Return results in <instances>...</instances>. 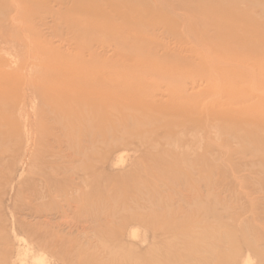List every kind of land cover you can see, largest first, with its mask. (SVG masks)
Wrapping results in <instances>:
<instances>
[{"label": "rangeland", "instance_id": "rangeland-1", "mask_svg": "<svg viewBox=\"0 0 264 264\" xmlns=\"http://www.w3.org/2000/svg\"><path fill=\"white\" fill-rule=\"evenodd\" d=\"M81 1L0 0V264H264V0ZM89 19L108 37L113 35L111 27L122 28L120 37L138 46L131 49L123 43L116 52L113 38L107 46L108 37L103 34L101 41L100 31H88ZM83 41L90 45L85 53L79 52ZM78 53L85 54L83 62L74 59ZM57 57L72 66L91 65L89 76L96 77L90 81L84 73L88 84L101 75H113V87L126 91L125 83L122 89L116 82L128 80L147 114L143 105L139 110L136 103L126 101L121 108L134 109L128 110L135 113L132 117L119 107L106 113L108 107L103 113L107 122L102 116V121L94 120L91 114L94 122L88 116L84 119L89 125L93 122V128L86 121L87 127L77 124L70 109L78 90L70 86L72 79L54 76V68L58 76L69 70ZM239 59L242 64H236ZM211 61L229 73L208 76L206 71L215 69L209 68ZM46 65L54 67L50 76H45ZM152 74L169 80L160 75L163 79L158 81ZM176 75L185 77L180 86ZM41 80L42 86L55 85L57 90L47 86L48 91L40 93ZM153 81L166 85L155 89ZM150 86L158 95L153 96ZM141 89L152 94L156 106L151 108V99L143 100L151 94L143 97ZM52 93L59 98L63 93L64 100ZM42 94L54 96V105L45 104L48 99ZM227 98L234 104L230 100L227 104ZM57 99L70 110L71 117L66 116L70 123L66 111L58 110ZM202 101L219 102L215 114L227 104L236 116L230 111L225 123L217 117L212 120L199 112ZM188 103L190 108L200 105L191 119L183 109ZM51 107L56 108L54 113ZM166 110L169 115L164 116ZM139 114L146 115L147 123ZM113 120L139 134L131 130L128 135L125 124ZM108 129L114 133L111 138ZM154 140L159 141L157 146ZM112 213L115 218L109 219Z\"/></svg>", "mask_w": 264, "mask_h": 264}, {"label": "bare ground", "instance_id": "bare-ground-1", "mask_svg": "<svg viewBox=\"0 0 264 264\" xmlns=\"http://www.w3.org/2000/svg\"><path fill=\"white\" fill-rule=\"evenodd\" d=\"M23 1H24V0H23ZM80 1H81V0H80ZM89 1H91V0H86V2H89ZM78 2H79V1H78ZM83 2H84V1H83ZM83 2L81 1L80 3H82L83 6H84L83 8H85L86 6L84 5ZM99 2H100V1H99ZM119 3H120V2H119ZM19 4H20V3H19ZM78 4H79V3H78ZM116 4H117V3H116ZM95 5H97V4H95ZM113 5H114V4H113ZM115 7H116V6H115ZM18 8H19V7H18ZM81 9H82V8H81ZM93 9H94V8H93ZM138 9H139L138 11H140V10H141V7L138 8ZM20 11H21V10H20ZM96 11H98V9H95V12H96ZM116 11H117V10H116ZM135 11H136V10H135ZM88 12H89V11H88ZM107 13H108V12H107ZM95 14H97V13H95ZM95 14H94V15H95ZM91 16H92V15H91ZM91 16H90V19H92ZM98 16H99V13H98ZM121 16H122V15H121ZM129 16H130V15H129ZM88 17H89V16H88ZM92 17H93V16H92ZM94 17H95V16H94ZM122 17L124 18L123 20L126 22V21H127L126 14H125V16H122ZM106 18H108V17H106ZM90 19H89L88 23L90 22ZM106 20H107V19H106ZM91 22H93V21L91 20ZM94 22H95V21H94ZM103 22H104V20H103ZM108 22H110V21H108ZM67 23H68V22H67ZM95 23H96V22H95ZM95 23H93V24L89 23V24H91V25H89V24L86 25V26H87V29H88L89 32L92 30L91 28H93L94 30L96 29L98 32H99V31L101 32V30L99 29L100 27H98L97 24H96V25H97L98 28H96V26L94 27ZM97 23H99V22L97 21ZM110 23H111V22H110ZM69 25H70V24H69ZM71 26H72V25H71ZM73 26H74V24H73ZM79 26H80V25H79ZM92 26H93V27H92ZM100 26H102V25H100ZM69 27H70V26H69ZM80 28H81V30H83L82 27H80ZM85 28H86V27H85ZM111 28H112V30H113V31H112V32H113V35H112V33L110 32L111 34H110L109 37H110V39H111V38H113V39H111L110 42H111V43H112V41H114V43L116 42L115 45H114V43H113V45L115 46V47H114V46H113V47H114V49H115L116 52H117L118 50H120L121 47H124V46H120V45H122L123 43H124V45L127 46V47H128V45H129V46L131 47V49L134 48L135 46H138V45H136V44H134V43H133L132 45H130V41H125V39H122V37L124 38V36L120 37V36H121V29H122V28H120V27H118V26H116V27H111ZM101 29H102V28H101ZM84 30H85V29H84ZM84 30H83V31H84ZM132 30H133V29H132ZM94 32H95V31H94ZM94 32H93V33H94ZM102 32H104V31H102ZM102 32H101V35H100V34L97 35V33H96V35H97L98 37L101 36V37L103 38V34H104V33L102 34ZM84 33H85V32H84ZM86 33H87V35H88V32H86ZM134 33H135V32H134ZM191 33H193V31H191ZM28 34H29V33H28ZM90 34H92V32L89 33V36H91ZM136 34H137V33H136ZM82 35H83V34H82ZM85 35H86V34H85ZM94 35H95V34H93V36H94ZM96 35H95V36H96ZM108 35H109V34H108ZM108 35H107V34H104V37H105V36L108 37ZM111 35H112V36H111ZM181 35H182V34H181ZM220 35H222V34H220ZM29 36H30V35H29ZM89 36H88V37H89ZM113 36H114V37H113ZM182 36H183V35H182ZM182 36H181V37H182ZM227 36H228V34H227L225 37H227ZM79 37H80V36H79ZM82 37H83V36H82ZM101 37H100V39H101ZM109 37H108V38H105V40L107 39L106 41H107L108 44H109V41H108V40H110ZM229 37H233V35H229ZM134 38H135V37H134ZM0 39H2V38H0ZM100 39H99V41H100ZM90 40H91V39H90ZM102 40H103V39H101V41H102ZM84 41H85V40H84ZM84 41H83L82 44L86 43V42H84ZM91 41H92V40H91ZM101 41H100V43H101ZM103 41H104V40H103ZM6 42H7V41H5V43H6ZM89 42H90V41H89ZM92 42H93V41H92ZM95 42H96V41H95ZM95 42H94V43H95ZM125 42H127V43H125ZM94 43H93V44H94ZM103 43H105V42H102V44H103ZM128 43H129V44H128ZM96 44H98V43H96ZM105 44H106V43H105ZM231 44H232V43H231ZM8 46H9V45H8ZM86 46H87V45H86ZM86 46H85V44L82 45V46H81V44H80V50H79V52L81 51V53H85V52H83V51L86 50V49H88L87 47L90 46V45H88L87 47H86ZM93 46H95V45H93ZM97 46H98V45H97ZM107 46H110V44L107 45ZM49 47H51V46H49ZM100 47H101V45H100ZM104 47H105V46H104ZM110 48H111V47H110ZM125 48H126V47H125ZM128 48H129V47H128ZM81 49H83V50H81ZM103 49H104V48H103ZM103 49H102V50H103ZM123 49H124V48H123ZM123 49H122V50H123ZM135 49H136V48H135ZM241 49H242V48H241ZM97 50H98V47H97ZM102 50H101V51H102ZM124 50H125V49H124ZM242 50H243V49H242ZM107 51H108V50H107ZM129 51L131 52V50H129ZM129 51H128V53H129ZM137 51L139 52V50H137ZM151 51H152V50H151ZM52 52H53V51H52ZM76 52H77V51H76ZM86 52H87V51H86ZM91 52H92V50H91ZM91 52H90V53H91ZM105 52H106V51H105ZM112 52H113V51H112ZM141 52H142V51H141ZM69 53H70V52H69ZM72 53H73V52H72ZM81 53H78V54L80 55V57H79V55L77 54L78 57H76V58L73 57V58H74L75 60H77V58H78L79 60H80L81 58L83 59V56H84L85 54L83 55V54H81ZM90 53H89V54H90ZM108 53H110V52H108ZM114 53H115V52H114ZM118 53H119V52H118ZM134 53L137 54L136 50H135ZM153 53H154V52H153ZM54 54H55V53H54ZM54 54H53V55H54ZM91 54H92V53H91ZM93 54H94V53H93ZM99 54H100V53H99ZM149 54H151L152 56L154 55V54H152V53H149ZM56 55L59 56L60 54H57V53H56ZM56 55H55V56H56ZM72 55H73V54H72ZM82 55H83V56H82ZM114 55H117V54H114ZM118 55H119V54H118ZM130 55H132V54H130ZM133 55H134V54H133ZM142 55H144V54H142ZM55 56H52V58H53V59L56 58ZM70 56H71V55H70ZM89 56H90V55H89ZM93 56H94V55H93ZM98 56H100V55H98ZM104 56H106V55H104ZM112 56H113V55H112ZM63 57H64V56H62V57L60 56V58H63ZM84 57H85V56H84ZM100 57H103V55H101ZM141 57H142V56H141ZM141 57H140V59H143V58H144V57H143V58H141ZM149 57H150V56H149ZM154 57H155V56H154ZM57 58H58V57H57ZM60 58H58L57 61H59V62L62 64V65H61L62 67H66V68H68V69H69L68 71H70L71 68L73 69V67H74V68L77 67L78 70H76L77 68H76L75 70L79 72V71H80V68L82 69V68H83L82 66H84V64H85L84 68L86 67V68H88V69L90 70V66H91V65H90V66H86V63H84L83 65H80V63H79V65L76 64V65H78L79 67H78V66H72V63H70V65H69V63H64V62L62 63V60H61ZM71 58H72V57H71ZM104 58H105V57H104ZM59 59H60V60H59ZM74 59H73V60H74ZM82 59H81V62H83V61L85 60V59H83V61H82ZM86 59H87V58H86ZM99 59L102 60L103 58H99ZM112 59H114V58L112 57ZM116 59H117V58H116ZM147 59H148V58H146V60H147ZM151 59H152V58H151ZM105 60H106V58H105ZM105 60H103V62H104ZM155 60L157 61L156 58H155ZM240 60H241V59H239V61L236 60V61H237L236 64H240V63H241ZM242 60H243V59H242ZM38 61H39V60H38ZM68 61H69V60H68ZM68 61H67V62H68ZM77 61H78V60H77ZM87 61H89V60H87ZM110 61H111V60H110ZM142 61H143V60H142ZM212 61H213V59H212ZM212 61L210 62L212 65H211L210 63H208V64H210V65H209V68H210V66H213V68H211V69H214V68H215V69H214V70H210V72H209V70L206 71V72H208V76L215 75L216 73L225 76L226 73H229V72H227L228 70H226V69H224V68H223V69H222V68H219L218 66H216L217 63H216V64H213ZM50 62L53 64V61H49L48 63H50ZM55 62H56V61H55ZM59 62H58V63H59ZM69 62H74V61H72V59H71V61H69ZM100 62H101V61H100ZM103 62H102V63H103ZM118 62H119V61H118ZM137 62H138V61H137ZM217 62H218V60H217ZM219 62H220V61H219ZM230 62H232V61H230ZM18 63H19V62H18ZM48 63H47V64H48ZM51 63H50V64H51ZM58 63H57V64H58ZM60 63H59V64H60ZM75 63H76V61H75ZM75 63H74V64H75ZM119 63H120V62H119ZM127 63H128V62H127ZM214 63H215V60H214ZM52 64H51V65H52ZM59 64H58L57 66H59ZM89 64H90V63H89ZM107 64H108V63H106L105 66H106ZM114 64H115V61H114ZM137 64H138V63H137ZM233 64H234V63H233ZM241 64H242V63H241ZM43 65H44V64H43ZM48 65H49V64H48ZM53 65H54V64H53ZM93 65H94V64H93ZM93 65H92V66H93ZM115 65H116V64H115ZM115 65H114V66H115ZM139 65H140V62H139ZM218 65H220V63H219ZM225 65H226V64H225ZM243 65H244V64H243ZM243 65H242V67H243ZM19 66H20V65H19ZM80 66H81V67H80ZM107 66H108V65H107ZM112 66H113V65H112ZM118 66H119V64H118ZM215 66H216V67H215ZM220 66H222V65H220ZM231 66H232V65H231ZM44 67H45V65H44ZM59 67H60V66H59ZM59 67H58V70L61 71L62 69L60 70ZM70 67H71V68H70ZM101 67H104V66H101ZM124 67H125V66H124ZM206 67H208L207 64H206ZM223 67H225V66H223ZM226 67H227V65H226ZM237 67H238V68L240 67V68L242 69V67L239 66V65H238ZM10 68H11V67H10ZM16 68H17V67H16ZM46 68H47V69L49 68V69H48V71H49L51 68L53 69L54 67H53V66H52V67H50V66L48 67V66L46 65ZM104 68H105V67H104ZM157 68H158V66H157ZM232 68H233V67H232ZM43 69H44V68H43ZM56 69H57V68H54V69H53V70H55L56 72L53 71V70H51V71H49V72L47 73V71H45V72L47 73V74L45 73V76L48 75V74H49V76H50V72H52V71H53L52 73L55 72V73L57 74L58 72H57ZM88 69H87V70H88ZM64 70H65V69L63 68V71H64ZM73 70H74V69H73ZM87 70H86V71H87ZM89 70H88V71H89ZM65 71L68 72L67 69H66ZM65 71H64V72H65ZM76 71H73V72L71 71V74L68 72V75H66V73H65L66 76H64V77H59V76H61L62 74H64V72L62 73V71H61V73H60L59 76L56 75V74H55V75L53 74V75H54V76H57L58 78H61L60 81H64L65 79H66L67 81H69V78L72 79V84H71L70 86H74V89L76 88V89L78 90V91L76 92V97L73 98V100H74V101L72 102V103L74 104L73 107L71 108L72 105L70 106L69 103H68V105H69L70 107L67 106V110H69V109L71 108V109H70V110H71L70 114H71V116H74V117H72V118H77L76 121H77V122L79 121L77 124H79V123H80V124H85V121H86V120L88 121V119H84V118H87V116H88V118H89V117L91 116V114L93 115L92 117L94 118V120H100V119H101V116L103 117V115H105L106 113L111 112V108H112V111H114L115 109L118 110V107L121 108V105H120V104H121V103H124V105H125L126 101L129 102V103H136V107L139 108V110L141 109L140 107L143 105V106H142L143 110H142V109H141V110H142L145 114H147V110H145L146 108H144V107H146V106H144L145 104H141L142 101H140L139 97H138L135 93L132 92V91L135 89V87H134V89L132 88V89H133V90H132V89H131V85H128V84H129V81H128V80H127L128 83H127L126 80H125L126 82H122V79H121V78H117L118 76L115 77V78H117V79L119 80V81L116 82L117 86H120V87L122 86V87H123L124 84H122V83H125V85H127V87H126V91H125V90H120V89H117V88L115 89V88L113 87V86H114V82H115V81L113 80V77H114L113 75H112L111 78H109L108 75H107V77H105V76L101 75V74L103 73V71H102V73H100V75H101L100 77H97L96 79H95V78H92V79H95V80H94L91 84H88L89 82H88V81H87L88 83L86 82V79H87L86 76L88 77V76L91 74L92 70H90V71H89L90 73L88 72V74H87V72H86V71H83V69H82V70H81V71H83L82 75L80 74L81 71H80L78 74H74V75H73V73H75ZM153 71H154V70H153ZM200 71H202V70H200ZM99 72H100V71H98V73H99ZM104 72H105V71H104ZM107 72H109V71H107ZM43 73H44V72H43ZM43 73H42V74H43ZM76 73H77V72H76ZM84 73H86V76H83ZM98 73H97V74H98ZM152 73H153V72H152ZM183 73H184V72H183ZM189 73H190V72H189ZM189 73H188V74H189ZM199 73H200V72H199ZM97 74H96V75H97ZM103 74H104V73H103ZM155 74H156V73H154V75H155ZM179 74H181V73H179ZM193 74H194V73H193ZM230 74H231V73H230ZM43 75H44V74H43ZM80 75H81V76H80ZM84 75H85V74H84ZM104 75H105V74H104ZM118 75H120V74H118ZM154 75L152 74V76H154ZM156 75H158V73H157ZM160 75H161V74H160ZM160 75H159V76H160ZM200 75H201V74H199V76H200ZM231 75H232V74H231ZM244 75H245V74H244ZM92 76L94 77L95 75L92 74L91 77H92ZM152 76H151V77H152ZM159 76H157V77H159ZM161 76L163 77V75H161ZM177 76H178L179 80H180V78H181L180 82L178 81L177 84H179V83L183 84L184 82H182V78L185 80V77H184V76L182 77V76L176 75V81H177ZM193 76L195 77V75H193ZM201 76H202V75H201ZM42 77H43V76H42ZM47 77H48V76H47ZM57 77H56V78H57ZM91 77H90V76L88 77V78L90 79V81H91ZM95 77H96V76H95ZM121 77H123V76H121ZM126 77H128V76H126ZM142 77H143V76H142ZM154 77H155V76H154ZM157 77H155V78L158 79ZM162 77H161V78H162ZM174 77H175V76H174ZM212 77L215 78L216 76H212ZM229 77H231V76H229ZM50 78H52V75H51ZM56 78H53L52 81H53V80H56ZM64 78H65V79H64ZM139 78H140V77H139ZM146 78H147V77H146ZM152 78H153V77H152ZM161 78L159 77L158 81H160ZM163 78H165V76H164ZM163 78H162V79H163ZM198 78H199V77H198ZM231 78H232V77H231ZM0 79H1V78H0ZM40 79H41V78H40ZM40 79H39V80H40ZM42 79H43V78H42ZM44 79H45V78H44ZM44 79H43V80H44ZM111 79H112V80H111ZM120 79H121V82H120ZM123 79H124V77H123ZM128 79H130V77H128ZM141 79H142V78H141ZM162 79H161V80H162ZM204 79H206V77H205ZM234 79H235V78H234ZM57 80H59V79H57ZM131 80H132V79H130V81H131ZM136 80H137V79H136ZM153 80H154V79H153ZM166 80L168 81L169 79H166V78H165L164 81H166ZM184 80H183V81H184ZM186 80H190V79L187 78ZM226 80H227V79H226ZM41 81H42V80H41ZM41 81H40V82H41ZM44 81H45V80H44ZM44 81H42L41 84L39 83V81H38L37 83L39 84V86H42V84H43ZM60 81H58V83H59ZM67 81H66V82H67ZM133 81L135 82L134 79L132 80V82H133ZM154 81H155V80H154ZM154 81H153V82H154ZM171 81L173 82L174 79L171 80ZM171 81H169V84H171V83H170ZM176 81H174V84L176 83ZM190 81H192V80H190ZM193 81H194V80H193ZM218 81H219V79H218ZM234 81H235V80H234ZM45 82H46V81H45ZM45 82H44V83H45ZM49 82H50V80H49ZM70 82H71V81H70ZM118 82H119L121 85H120ZM144 82H145V81H144ZM156 82H157V81H156ZM156 82H154V83H156ZM187 82H188V81H187ZM46 83H47V82H46ZM50 83H51V82H50ZM58 83H57V84H58ZM64 83H65V82H64ZM64 83H63V84H64ZM130 83H131V82H130ZM136 83H138V81H136ZM161 83H163V85H166V83L163 82V81H161ZM164 83H165V84H164ZM52 84H53V83H51V85H52ZM54 84H56V82H55ZM57 84H56V85H57ZM69 84H70V83H69ZM118 84H119V85H118ZM138 84L140 85V82H139ZM177 84H176V85H177ZM181 84H179V85H177V86H180ZM35 85L38 86L37 84H35ZM35 85L33 86V88L35 87ZM45 85H46V84H44V85L42 86L41 89L39 88V89H40V93L43 92L42 89H44V88L47 89V86L49 87V84H48L46 87H44ZM141 85H142V84H141ZM156 85H157V86H156ZM156 85H155L156 87L153 85V86L155 87V89L158 88V86H159V88H162L161 86H163L162 84H157V83H156ZM171 85H172V84H171ZM191 85H192V84H191ZM193 85L196 86V84H193ZM59 86H60V84H59ZM115 86H116V85H115ZM128 86H129V87H128ZM134 86H137V85H134ZM144 86H145V84H144ZM184 86L186 87V82H185V85H184ZM187 86H188V85H187ZM54 87L56 88L57 86L53 85V86H50L49 88H54ZM61 87H65V86L62 85ZM61 87L58 89V90H59L58 92H60ZM124 87H125V86H124ZM124 87H123L122 89H124ZM137 87L139 88L140 86H137ZM150 87L152 88V86H150ZM166 87H169V88H170V86H168V85H167ZM174 87H175V86H174ZM181 87H182V86H181ZM185 87H184V88H185ZM55 88H54V89H55ZM66 88H68V87L66 86ZM138 88L136 89V91H137V90L140 91V89H138ZM143 88H144V89H145V88L148 89L149 87H147V85H146V86L143 87ZM217 88H218V87H217ZM68 89L72 92V87H71V89H70V88H68ZM127 89H128V90H127ZM144 89H141V90H143V91H141V92H143V93H142V96H143V94H145V92L147 91V89H146V91H144ZM152 89H153V88H152ZM155 89H153L154 91L151 92V93H154L153 96H155V93H156V90H155ZM170 89L172 90V86H171ZM173 89H174V88H173ZM185 89H187V88H185ZM192 89H193V88H192ZM52 90H53V89H52ZM56 90H57V88H56ZM64 90H65V89H64ZM64 90H63V91H64ZM175 90H177V89H175ZM180 90H181V89H180ZM47 91H48V89H47ZM50 91H51V90H50ZM61 91H62V90H61ZM134 91H135V90H134ZM150 91H151V90H150ZM150 91L148 90V92H150ZM252 91H253V90H252ZM44 92H45V91H44ZM44 92H43V93H44ZM51 92H52V91H51ZM53 92H55V91H53ZM160 92H162V91H160ZM172 92L174 93V91H172ZM184 92H185V91H184ZM30 93H31V92H30ZM34 93H35V92H34ZM37 93H39V92L37 91ZM40 93H39L38 95H40ZM47 93H48V92H47ZM151 93H147V92H146V95L148 96V95L151 94ZM163 93H165V92H163ZM173 93H172V94H173ZM177 93H179V92H177ZM188 93H189V92H188ZM200 93H201V92H200ZM254 93H255V92H254ZM1 94H3V85H2V84H0V95H1ZM62 94H63V93H62ZM62 94L60 95V96H61L60 98H63L62 100H64V97H62ZM73 94H74V93L72 92V96H73ZM166 94H168V93H166ZM170 94H171V92H170ZM172 94H171L170 96H172ZM175 94H176V93H175ZM180 94L182 95V93H179V96H180ZM186 94H187V92H186ZM204 94H205V93H204ZM204 94H202V96H204ZM52 95H57V94H56V93H52ZM156 95H158V94L156 93ZM161 95H162V93H161ZM164 95H165V94H164ZM188 95H189V94H188ZM191 95H192V94H191ZM200 95H201V94H200ZM228 95H229V96H232V97H230V99H232L233 96H234V95H230V94H228ZM243 95H244V94H243ZM245 95H246V94H245ZM245 95H244V96H245ZM41 96H42V97H46V96H49V95H46V96H45V95L42 94ZM74 96H75V94H74ZM139 96H140V95H139ZM151 96H152V94H151ZM151 96L148 97L147 100H146V99H143L142 97H140V98H142V99L145 100V101H148V100L151 99V102H152V100H154V97H153V96L151 97ZM159 96H160V94H159ZM173 96H174V95H173ZM183 96L186 97V95H183ZM194 96H195V95H194ZM198 96H199V94H198ZM244 96H242V97L244 98ZM57 97H58V95H57ZM143 97H144V96H143ZM163 97H164V96H163ZM195 97H196V96H195ZM204 97L206 98V96H204ZM34 98L36 99L35 96H34ZM60 98L58 97V99H60ZM122 98H123V99H122ZM155 98H156V97H155ZM157 98H158V96H157ZM178 98H179V97H178ZM191 98H192V97H191ZM198 98H200V97H198ZM201 98H202V97H201ZM205 98H204V99H205ZM43 99H44V98H42V100H43ZM45 99H48V100L45 101ZM45 99H44L45 104H47L46 102H48V103H52L51 106L54 105V104H53L54 102H52L53 99H55L54 96H52V97H50V98H49V97H46ZM49 99H52V100L50 101ZM58 99H57V103H58V105L61 104V105L64 106L63 101L61 100L62 103H59V102H61V101L58 102ZM195 99H196V98H195ZM230 99L227 98V102H228V103L226 102L227 104H229V100H230ZM235 99H236V98H235ZM160 100H161V99H160ZM171 100H172V97H171ZM175 100H176V99H175ZM175 100H174V101H175ZM177 100H178V99H177ZM187 100H189V99L187 98ZM190 100H191V99H190ZM209 100H210V99H209ZM232 100H234V99H232ZM44 101H43V102H44ZM49 101H50V102H49ZM55 101H56V100H55ZM154 101H156V100H154ZM32 102H33V101H32ZM64 102H65V101H64ZM175 102H176V101H175ZM183 102H185V101H183ZM189 102L191 103V101H189ZM230 102L232 103L233 101L230 100ZM33 103H34V102H33ZM66 103H67V100H66V102H65V105H67ZM139 103L141 104L140 106H138ZM155 103H156V102H152V103L149 102V105L151 106V108H153L152 106H156ZM202 103H203V101H202ZM217 103H219V102H217ZM217 103H215V104H217ZM34 104H35V106H36V103H34ZM177 104H179V103L176 102V105H177ZM184 104H185V103H181L180 105H182V107H183ZM199 104L201 105L200 102H199ZM215 104H211V103H203V104L201 105V106H202L201 111H199V110H198V109H199L198 107H200V105L197 107L198 104L195 105V106H193V105H194V104H193V105H192L193 107L190 108V105H191V104L188 103V104H186L187 106L185 105L186 108H183V109H184V112H185V116L188 117L189 119L193 118V115H194L196 112H198V111H199V112H202V111H203V113H208V114H209L208 116L211 117L212 120H215L216 117H217V118H220V121H221L223 118L226 119L227 117H229L230 114H228V113L231 111L230 109H232L230 106H228L227 104H225V105L228 107V109H225V105H224V109H221V108H223V107H221V108H220L221 111H219V112L217 111L218 113L216 112L217 114H215V113H214V112H215L214 110H216V107H215L216 105H215ZM232 104H234V102H233ZM48 105H49V104H48ZM55 105H56V104H55ZM58 105H57V107H58ZM61 105H59L58 110L62 109L63 112L66 111V108H65V107L62 108ZM119 105H120V106H119ZM149 105H148L147 107H150ZM180 105H179V107H181ZM218 105H219V104H218ZM232 106H234V105H232ZM46 107H47V106H46ZM48 107H49V106H48ZM108 107L110 108V111H107V110H106ZM127 107H130V106H127ZM136 107H135V108H136ZM52 108H54V107H51V110H52ZM64 108H65V110H64ZM123 108H124V107H123ZM137 108H136V109H137ZM168 108H170V107H168ZM33 109H34V108H33ZM113 109H114V110H113ZM121 109H122V108H121ZM121 109H119V110H121ZM149 109H150V108H149ZM149 109H148V112L150 113L151 109H150V111H149ZM53 110H56V108H54ZM53 110H52V111H53ZM58 110H57V111H58ZM70 110H69V111H70ZM105 110H106L107 112H106ZM123 110L126 111V112H128V115L131 116V117H132L133 114H135V113H133V114H131V115L129 114V111L134 110V109H132V108H131V110H130V109L125 110V108L122 109V110H121V113H122V114H123V112H124ZM128 110H129V111H128ZM162 110H163V109H162ZM164 110H165V109H164ZM218 110H219V109H218ZM233 110H234V109H233ZM69 111H68V112H69ZM122 111H123V112H122ZM157 111H158V110H157ZM169 111H171V108L169 109ZM34 112H35V111H34ZM68 112L66 111V113L64 114V115H65L64 117H65L66 120L69 121L71 118H68V119L66 118V116H70V114L67 115ZM104 112H106V113L103 114ZM117 112H118V111H116V113H117ZM133 112H135V111H133ZM160 112H161V111H160ZM166 112H167V110H166ZM234 112H235V111H231V113H233V114H234ZM242 112H243V111H242ZM242 112H241V113H242ZM244 112H245V110H244ZM50 113H51V112H50ZM53 113H54V111H53ZM119 113H120V112H118V115H119ZM121 113H120V114H121ZM131 113H132V111H131ZM136 113H137V112H136ZM149 113H148V114H149ZM162 113H163V112H162ZM220 113H221V114H220ZM237 113L239 114L238 111H237ZM114 114H115V113H114ZM125 114H127V113H125ZM166 114H168V112H167V113H164V116H166ZM55 115H57V113H56ZM116 115H117V114H116ZM139 115H141V114H139ZM143 115H144V114H143ZM168 115H169V114H168ZM171 115H172V114H171ZM234 115H235V114H234ZM234 115H232L233 118H234ZM44 116H45V115H44ZM50 116H51V115H50ZM71 116H70V117H71ZM106 116H107V114H106ZM112 116H113V115H112ZM141 116H142V115H141ZM141 116H140V117H141ZM144 116H145V117L142 116V118H143V119L145 118V122L147 123V121H146V118H147V117H146V115H144ZM235 116H236V115H235ZM56 117H57V116H56ZM92 117H90L89 119H91ZM104 117H105V116H104ZM104 117H103V119H106L105 122H107V117H106V118H104ZM115 117H116V116H115ZM115 117H113V119H114ZM122 117H123V115H122ZM122 117H121V118H122ZM126 117H127V116H126ZM126 117H125V121H126V119H127ZM27 118H28V116H27ZM57 118H59V117H57ZM118 118H120V117H118ZM121 118H120V119H121ZM135 118H136V117H135ZM235 118H236V117H235ZM122 119H124V118H122ZM136 119H137V118H136ZM136 119H135V121H136ZM225 119H223V121H222L223 123H225V122L227 121V120H226V121L224 122ZM227 119H228V118H227ZM230 119H231V118H229V121H228L229 123H231V122H230ZM27 120H28V119H27ZM27 120H26V121H27ZM58 120H59V119H58ZM72 120H74V119H72ZM91 120L94 122L93 119H91ZM116 120H117V119H116ZM116 120H113L114 123H115V122L118 123V122L121 121V120H120V121H119V120L116 121ZM130 120H131V119H129V121H130ZM140 120H142V119H140ZM140 120H139V121H140ZM231 120H232V119H231ZM233 120H234V119H233ZM81 121H82V122H81ZM83 121H84V122H83ZM87 121H86L87 126H90V125H91L90 127H92L93 122H91V124L89 125L90 122L87 123ZM89 121H90V120H89ZM101 121H102V119H101ZM101 121H100V122H101ZM108 121H109V120H108ZM127 121H128V120H127ZM132 121H133V120H132ZM143 121H144V120H143ZM206 121H207V120H206ZM209 121H211V120H209ZM215 121H217V119H216ZM2 122H4V121L2 120ZM73 122H74V121H72V123H73ZM100 122H99L98 125H96V126H98L97 129H99V128L101 127V126L99 127V125H101ZM109 122H110V121H109ZM109 122H108V123H109ZM122 122H123V121H122ZM122 122H120V124H123ZM133 122H134V121H133ZM137 122H138V121H137ZM145 122H144L143 124H146ZM148 122H149V120H148ZM211 122L213 123V121H211ZM4 123H5V122H4ZM27 123H28V122H27ZM66 123H67V122L65 121V125H66ZM69 123H70V121H69ZM75 123H76V122H75ZM97 123H98V122H97ZM117 123H115V124H117ZM129 123H130V125H132V122H129ZM134 123H135V122H134ZM134 123H133V124H134ZM212 123H209V124H212ZM223 123H222V124H223ZM59 124H60V123H59ZM86 124H85V126H86ZM111 124H112V123H111ZM111 124H109V125H111ZM124 124H125V126H126V123H124ZM124 124H123V125H124ZM207 124H208V123H207ZM215 124H216V123H215ZM220 124H221V123H220ZM220 124H219V125H220ZM222 124H221V125H222ZM23 125H25V124H23ZM71 125H72V124H71ZM73 125H75V124H73ZM93 125H94V124H93ZM123 125H122V126H123ZM134 125H136V123H135ZM147 125H149V124H147ZM203 125H204V124H203ZM223 125H226V124H223ZM82 126H83V125H82ZM87 126H86V127H87ZM96 126H94V127H96ZM111 126H112V125H111ZM132 126H133V125H132ZM143 126H144V125H143ZM201 126H202V125H201ZM68 127H69V126H68ZM68 127H67V128H68ZM74 127L76 128V127H78V126H74ZM119 127H120V126H119ZM126 127H127V126H126ZM133 127L136 128L135 126H133ZM144 127H146V126H144ZM147 127L149 128V126H147ZM203 127H204V126H203ZM205 127H206V126H205ZM25 128H27V127H25ZM71 128H72V127H71ZM81 128H82V127H81ZM84 128H85V127H84ZM88 128H89V127H88ZM92 128H93V127H92ZM113 128H114V127H113ZM122 128H123V127H121L120 129H122ZM139 128H140V127H139ZM148 128H147V129H148ZM224 128H225V126H224ZM72 129H73V128H72ZM97 129L95 130L96 132H97ZM111 129H112V128H111ZM111 129H108L109 132H112ZM117 129H118V128H117ZM129 129H130V130H129ZM137 129H138V128H136V130H137ZM149 129H151V128H149ZM149 129H148V130H149ZM25 130H26V129H25ZM65 130H66V129H65ZM69 130H71V129L69 128L68 131H69ZM82 130H83V128H82ZM101 130H103V129H100V131L98 130V132H102ZM124 130L127 131L128 133L131 132V130H132V134H133V132L139 134L138 131H135V130L132 129L131 127H127V130H126V128H125ZM128 130H129V131H128ZM209 130H210V129H209ZM26 131H27V130H26ZM68 131H67V132H68ZM76 131H78V129H76ZM90 131H91V128H90ZM104 131H105V129H104ZM115 131H116V128H115ZM140 131H141V130H140ZM146 131H147V130H146ZM83 132H84V131H83ZM87 132H88V131H87ZM87 132H86V133H87ZM109 132H108V133H109ZM155 132H156V131H155ZM69 133H70V132H69ZM71 133H72V132H71ZM86 133H85V134H86ZM104 133H106V132H103V133H101V134H104ZM121 133H122V132H121ZM128 133H127V134H128ZM135 133H134V134H135ZM149 133H150V130H149ZM149 133H146V134H145V137L147 136L146 138H149L148 135H147V134H149ZM27 134H28V133H27ZM30 134H31V133H30ZM87 134H88V133H87ZM92 134H93V132H92ZM123 134H126V132L124 133V131H123ZM138 134H135L134 136H136V135L138 136ZM90 135H91V134H89L88 136L91 137ZM94 135H95V134H94ZM105 135H106V134H105ZM105 135H104V136H105ZM110 135L113 136L114 133L112 132V134H109V137H110ZM121 135H122V134H121ZM128 135H130V133H129ZM140 135H142V134H140ZM140 135H139V136H140ZM152 135H153V134H152ZM88 136H87V137H88ZM97 136H98V133H97ZM102 136H103V135H102ZM104 136H103V137H104ZM132 136H133V135H132ZM149 136H150V135H149ZM154 136H155V135H154ZM98 137H99V136H98ZM100 137H101V135H100ZM100 137H99V138H100ZM151 137H152V136H151ZM151 137H150V138H151ZM155 137H156V136H155ZM155 137H154V138H155ZM92 138L94 139L93 135H92ZM99 138H98V139H99ZM110 138H111V137H110ZM35 139H36V137H35ZM88 139H90V138H88ZM96 139H97V138H96ZM108 139H109V138H108ZM80 140H81V138H80ZM80 140H79V141H80ZM91 140H92V139H90V141H91ZM94 140H95V139H94ZM112 140H113V139H112ZM75 141H76V140H75ZM121 141H122V140H121ZM154 141H155V140H154ZM154 141H153V142H154ZM92 142H93V140H92ZM97 142H99V141H97ZM118 142H119V141H118ZM28 143L30 144V142H28ZM34 143H35V141H34ZM155 143H157V144H156V146H157V145L159 144V141L157 142V140H156ZM119 144H120V142H119ZM89 145H90V144H89ZM91 145H93V144H91ZM96 145H97V144H96ZM120 145H121V144H120ZM78 146H79V145H78ZM78 146H77V147H78ZM151 148H152V147H151ZM95 149H96V148H95ZM26 151H27V149H26ZM84 153H85V152H84ZM31 155H32V154H31ZM25 158H26V157H25ZM120 158H121V157H120ZM120 161H121V160H120ZM22 163H23V162H22ZM123 164H124V163H123ZM83 165H84V164H83ZM120 165H121V164H120ZM24 166H25V165H24ZM76 207H77V206H76ZM114 209H115V208H114ZM115 210H116V209H115ZM113 211H114V210H113ZM113 211H112V212H113ZM114 212H115V211H114ZM112 215H115V214L112 213V214L110 215V218H109V217H108V218H109V219H112L113 217L115 218V216L112 217ZM111 217H112V218H111ZM66 218H67V217H66ZM114 218H113V219H114ZM70 219H71V218H70ZM66 220H67V219H66ZM138 220H140V218H137V221H138ZM118 221H119V220H118ZM109 222H110V221H109ZM102 223H103V222H102ZM110 223H111V222H110ZM136 230H137V229H136ZM121 231H122V230H121ZM134 231H135V230H134ZM132 232H133V231H132ZM116 233H117V232H115V234H116ZM137 233H138V232H137ZM120 234H122V233H120ZM133 236H134V234H133ZM145 236H146V235H145ZM136 237H137V236H136ZM140 242H141V241H140ZM109 256H110V255H109ZM22 257L25 258V256H22ZM110 257H111V256H110ZM111 258H112V257H111ZM111 258H110V259H111ZM38 259H39V258H38ZM18 260H20V259H18ZM39 260H41V259H39ZM39 260H37V261L39 262ZM19 262H20V261H19ZM40 263H41V262H40ZM21 264H23V263L21 262Z\"/></svg>", "mask_w": 264, "mask_h": 264}]
</instances>
